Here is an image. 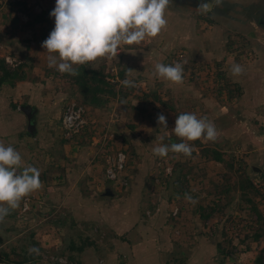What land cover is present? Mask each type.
I'll use <instances>...</instances> for the list:
<instances>
[{
    "label": "rangeland",
    "instance_id": "obj_1",
    "mask_svg": "<svg viewBox=\"0 0 264 264\" xmlns=\"http://www.w3.org/2000/svg\"><path fill=\"white\" fill-rule=\"evenodd\" d=\"M39 1L31 12L55 2ZM177 1L156 36L74 65L75 75L47 64L54 53L42 41L54 17L42 39L20 27L15 49L0 52V66L22 76L34 64L40 74L22 102L0 99V111H34L29 130L0 125V142L39 168L41 180L28 209L20 201L0 220V264H264V27L255 8L251 18L221 0L211 12L199 0ZM13 2L0 3L2 30L13 27ZM26 20L21 14L17 25ZM160 62H180L183 81L158 78ZM234 63L243 73L232 74ZM71 103L83 109L77 131L62 125ZM181 112L207 117L217 138L187 141L191 156L154 154L182 139L173 131ZM119 150L124 179L113 181L107 170Z\"/></svg>",
    "mask_w": 264,
    "mask_h": 264
},
{
    "label": "clouds",
    "instance_id": "obj_2",
    "mask_svg": "<svg viewBox=\"0 0 264 264\" xmlns=\"http://www.w3.org/2000/svg\"><path fill=\"white\" fill-rule=\"evenodd\" d=\"M220 0H199L203 12H211ZM169 0H55L50 15L54 17V27L42 46L49 53L48 66H55L61 73L77 74L74 65L85 64L97 57L116 53L122 42L139 43L147 36H156L168 23L165 10ZM239 63L231 66L233 75L243 73ZM184 68L180 62L157 63L154 74L174 83L184 79ZM131 86L132 81H122ZM159 123L167 127L164 114L157 117ZM173 131L182 138L179 142L159 144L153 147L154 154L166 156L169 151L191 156L193 141L204 137L217 138V129L205 116L193 112L176 115ZM163 140V137H161ZM41 187L40 169L26 165L20 151L13 145L0 142V220L29 193ZM186 198L192 200L191 195ZM38 251V249H31Z\"/></svg>",
    "mask_w": 264,
    "mask_h": 264
},
{
    "label": "crops",
    "instance_id": "obj_3",
    "mask_svg": "<svg viewBox=\"0 0 264 264\" xmlns=\"http://www.w3.org/2000/svg\"><path fill=\"white\" fill-rule=\"evenodd\" d=\"M13 1H16L12 3V8L14 10L8 9L6 12V15L8 16L7 19L12 23L13 27H11V25H8V29H7V26L5 24L4 27L6 28L4 30L0 29V52L2 54H3V51L15 49V47L12 45L17 44L16 41L18 37L16 38V36L18 34H15V32L20 31L19 30L20 27H22L21 29H25L31 33V39H33V42H37L38 40L35 38V35L33 34V31L35 28L40 30L39 36L41 35V38L39 39H42L43 37H45L44 35H47L46 32H49L47 28L52 27L51 18L53 16L50 15V12L55 7V2L53 5L52 4L51 5L46 4L45 6L37 5V9L35 10H38V11L34 10V13H33L31 12L30 8H28L29 5L32 3V0H25L27 3H24L21 0H13ZM37 1L41 2L39 0H34V3L38 4ZM1 2L2 0L0 1V3ZM177 2L181 3L184 1L179 0ZM221 2L225 3V5H227L228 3L231 4V6H234V9H238V10L240 9L244 15H247V13L250 14L251 18L253 17V15L251 14V12L254 9L253 6L263 4V7H264V0H261V3H259L260 0H221ZM21 14L25 15V17H27L28 20L24 22V25H20V24L17 25V22L18 21L20 22L21 20ZM13 35H15V37ZM0 57H2L1 54H0ZM47 64H48V61H47ZM2 67L0 66V76L2 75V71H3ZM6 69L9 70L8 68ZM23 69H24V72L22 73L23 74L22 76L14 75L11 77H7L4 81L1 82L0 99L9 97V100L12 101L13 103H16L17 101L22 102V100L26 97L25 93H28L31 88L34 89L38 87L37 83L40 82V80L38 79L40 78L39 77L40 74L38 72H35L34 64H33V67L29 66L28 64L27 66H24ZM34 73L37 74L38 76H35ZM22 107L23 105H18L19 109H17V108L6 106L4 110L0 111L1 128L7 129L10 127L12 128H15L18 126L22 127V125L24 126L25 124L26 129L29 130V127H28L29 119L27 115L25 114V112L21 109ZM33 112L34 111L31 110V115L33 114ZM11 115L13 118L11 117ZM10 120L16 121L17 125L12 123V121Z\"/></svg>",
    "mask_w": 264,
    "mask_h": 264
},
{
    "label": "built area",
    "instance_id": "obj_4",
    "mask_svg": "<svg viewBox=\"0 0 264 264\" xmlns=\"http://www.w3.org/2000/svg\"><path fill=\"white\" fill-rule=\"evenodd\" d=\"M4 60L8 63L10 61L9 56L6 55L4 57ZM82 113H83V109L81 106H78L74 103L67 105L62 115L63 128L68 131H77L80 127H82L84 123ZM126 162H127V154L123 150L117 151L113 159V164L111 165L113 167H110L107 170V175L110 177L111 180L119 181L120 178L121 180L124 179L122 170L124 169ZM28 201H29V195L27 194L21 200L23 210L29 208Z\"/></svg>",
    "mask_w": 264,
    "mask_h": 264
},
{
    "label": "trees",
    "instance_id": "obj_5",
    "mask_svg": "<svg viewBox=\"0 0 264 264\" xmlns=\"http://www.w3.org/2000/svg\"><path fill=\"white\" fill-rule=\"evenodd\" d=\"M2 67V66H1ZM2 75L0 76V84L2 81H4L7 77H11L14 75H17L16 72L14 71H9L6 68L2 67ZM93 72H95V70H91ZM104 81V80H103ZM105 82V81H104ZM81 92H86L88 90V88L86 87H80ZM91 102L96 103V99L94 97L91 98ZM124 151V150H123ZM125 152V151H124ZM126 153V152H125ZM219 159V158H218ZM23 263V262H22ZM24 264V263H23Z\"/></svg>",
    "mask_w": 264,
    "mask_h": 264
},
{
    "label": "flooded vegetation",
    "instance_id": "obj_6",
    "mask_svg": "<svg viewBox=\"0 0 264 264\" xmlns=\"http://www.w3.org/2000/svg\"><path fill=\"white\" fill-rule=\"evenodd\" d=\"M261 3V0L260 2ZM225 5V4H224ZM255 8V10L258 12L257 18H256V23L259 26H263L264 27V7L263 4H259V5H255L253 6ZM253 15V14H252Z\"/></svg>",
    "mask_w": 264,
    "mask_h": 264
},
{
    "label": "water",
    "instance_id": "obj_7",
    "mask_svg": "<svg viewBox=\"0 0 264 264\" xmlns=\"http://www.w3.org/2000/svg\"><path fill=\"white\" fill-rule=\"evenodd\" d=\"M21 109L25 112V114L27 115V117H28V119H29L28 127L31 126L30 116H31V110H32V109H29V108L26 107V106H25V107L23 106Z\"/></svg>",
    "mask_w": 264,
    "mask_h": 264
}]
</instances>
